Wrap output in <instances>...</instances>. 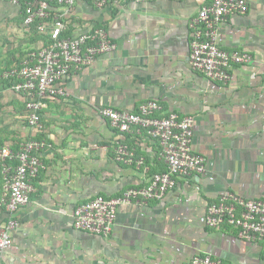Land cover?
Instances as JSON below:
<instances>
[{"label":"crops","instance_id":"0c3cea01","mask_svg":"<svg viewBox=\"0 0 264 264\" xmlns=\"http://www.w3.org/2000/svg\"><path fill=\"white\" fill-rule=\"evenodd\" d=\"M248 1V14L231 16L222 32L227 49L251 52L255 61L235 67L226 85L189 65V21L212 0H111L105 8L77 2L64 37L105 27L117 51L72 74L68 96L47 103L39 127L24 119L22 98L5 95L0 148L28 139L47 147L41 154L45 168L19 212L21 226L2 264H189L197 254L224 264H264L262 246L241 240L233 228L210 230L205 222L208 205L226 191L264 199V0ZM46 39L23 25L20 8L0 0V43H14L0 52V75ZM155 99L166 110L195 117L194 146L206 157L207 173L180 180L161 202L120 207L108 237L76 230L78 205L99 195L117 197L165 170L158 148L148 143L138 154L145 167L116 162V132L98 113L104 106L133 111ZM6 185L0 169V225L8 218L1 205Z\"/></svg>","mask_w":264,"mask_h":264},{"label":"built area","instance_id":"2783aa9c","mask_svg":"<svg viewBox=\"0 0 264 264\" xmlns=\"http://www.w3.org/2000/svg\"><path fill=\"white\" fill-rule=\"evenodd\" d=\"M8 1L20 8L23 25L28 30H35L47 39L46 45L28 52L21 64L3 70L0 105L7 93L18 95L24 101V119L29 126L39 127L41 112L47 103L68 96L67 81L72 74L81 72L102 55L115 53L118 46L105 27L64 37L66 17L79 0ZM89 1L98 8L111 4V0ZM155 1L135 0L138 3ZM58 7L66 8L65 12H59ZM249 10L248 0H212L190 19L189 65L194 72L210 82L226 85L232 81L235 67L254 63L251 52L227 49L222 32L223 24L231 16L246 15ZM98 113L116 132V140L111 145L116 162L145 167L144 156L138 154L148 143L158 148L165 170L150 175L144 186L130 188L117 197L99 195L78 205L72 214L76 230L108 237L115 229L120 207L161 202L180 180L207 173L206 157L194 146V116L166 110L156 99L145 101L133 111L104 106ZM46 147L43 141L28 139L16 147L0 148V169L7 181L1 205L8 215L0 225V264L13 244V232L21 226L19 212L36 191L34 182L45 168L41 154ZM205 222L210 230L233 228L241 240L264 248V199L244 198L226 191L208 205ZM189 264L224 263L212 254H197Z\"/></svg>","mask_w":264,"mask_h":264},{"label":"rangeland","instance_id":"374dc122","mask_svg":"<svg viewBox=\"0 0 264 264\" xmlns=\"http://www.w3.org/2000/svg\"><path fill=\"white\" fill-rule=\"evenodd\" d=\"M10 22H8V25H11V24H9ZM10 42H4V43H0V52L2 51H4V53H5V49H7V50H9V49H11V48H14V43L12 44H9ZM12 45H13V47H12ZM14 52H16V50L14 51V49H13V51H9V54H13ZM4 53H3V55H4ZM3 55H0V62H2L4 59H5V57L3 58ZM10 56V55H9Z\"/></svg>","mask_w":264,"mask_h":264},{"label":"trees","instance_id":"16d2710c","mask_svg":"<svg viewBox=\"0 0 264 264\" xmlns=\"http://www.w3.org/2000/svg\"><path fill=\"white\" fill-rule=\"evenodd\" d=\"M164 171V170H163Z\"/></svg>","mask_w":264,"mask_h":264}]
</instances>
